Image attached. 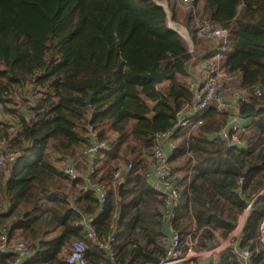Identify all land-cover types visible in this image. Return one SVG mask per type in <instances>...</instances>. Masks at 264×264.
<instances>
[{"label": "trees", "instance_id": "1", "mask_svg": "<svg viewBox=\"0 0 264 264\" xmlns=\"http://www.w3.org/2000/svg\"><path fill=\"white\" fill-rule=\"evenodd\" d=\"M161 1L179 22L176 1ZM193 4L200 18L230 33L222 64L239 76L233 88L264 84V0ZM168 18L155 0H0L1 113L19 123V133L10 139V127L0 122V139L10 141L8 151L16 156L0 168V236L4 228L11 238L29 244L32 256L22 264H67L68 246L86 237L74 225L80 219L75 208L96 216L99 236L115 234L117 264H148L162 256L164 199L149 185L151 149L156 135L173 130L193 107L188 68L206 50L199 47L203 41L196 36L192 13L181 26L188 29L196 54L169 28ZM151 69L166 70L165 84L141 77ZM240 114L254 119L240 135L247 148H230L215 137L227 116L213 108L190 139L179 133L171 156L181 196L176 228L183 239L193 228L201 231L202 248L214 244V233L228 237L264 189V96H252ZM92 133L107 147L92 177L94 184L109 188L101 216L95 193L82 190L92 164L83 151L92 145ZM56 161L73 166L78 178L70 180ZM230 162L244 174L242 186ZM119 168L123 179L128 176L121 196L119 185L114 187ZM67 182L76 192L74 204ZM263 220L264 194L250 208L241 249H255ZM87 244L90 264L111 263L93 241ZM15 261L0 253V264ZM219 264L237 262L225 253ZM255 264H264V250Z\"/></svg>", "mask_w": 264, "mask_h": 264}, {"label": "built area", "instance_id": "2", "mask_svg": "<svg viewBox=\"0 0 264 264\" xmlns=\"http://www.w3.org/2000/svg\"><path fill=\"white\" fill-rule=\"evenodd\" d=\"M175 1L182 11L192 13L197 38L213 44V47L200 57H194L189 65L188 87L194 96L193 107L179 118L173 130L157 134L151 149L152 166L149 174L155 175L156 184L153 189L160 193L164 199L166 232L162 242V256L158 258V262L154 261L148 264H201L203 259L210 258L215 259L214 262L219 264L220 256L225 253L231 254L237 264H255L258 255L264 250V220L259 227L254 250L241 249L239 244L250 208L264 194V189L249 203L248 208L240 215L234 230L228 237L223 238L219 234L214 233L216 240L210 247L202 248L199 246L201 231L193 228L183 239L176 228V212L180 206L181 196L177 190V178L170 162L171 156L178 146L172 143L173 137L183 132L187 136L186 138L190 139L192 134L204 124L208 112L214 108L219 114L227 116L226 126L215 137H219L230 148H247L248 142L243 140L240 135L250 130L254 125V119L243 118L240 114V109L243 104L249 102L252 96L258 98L264 96V84L255 85L247 90L234 89L232 85L238 81L239 76L235 73H229L222 64V60L228 50L229 31L200 18L197 15L193 0ZM169 28L184 38L189 47V52L194 54V46L189 31L181 26L175 27L171 19L169 20ZM17 91L21 94V88ZM28 97L31 101H36L31 92H29ZM2 110L3 108L0 106V113ZM29 115L34 117L32 111L29 112ZM2 121L10 127V139H13L19 133L18 121L12 122L8 118L0 120V122ZM96 138L97 134L92 133L93 143L88 149L83 151V155L92 158V164L89 167L86 184L82 190L85 193L89 191L95 193L100 206L97 216H101L104 213V204L108 198L109 188L105 185L94 184L92 177L96 171L95 164L99 159V154L107 147L105 144L97 143ZM165 142L170 143L171 155L164 149ZM9 143L10 141L8 140L0 139V168H4L16 159V156L8 151ZM194 165L195 161L193 160L189 171L188 183H190L192 178ZM129 168H132V165ZM60 169L70 180L78 178V173L73 166L63 165ZM115 178L114 186L124 183L125 180L122 178L121 168L116 171ZM238 185H243V178L240 177ZM75 210L80 215V219L74 225L82 229L86 237L85 239L74 240L70 244L66 257L67 264H89L86 258L88 240L93 241L97 249L107 255L111 262L110 264H117L115 234L113 233L107 238L99 236L94 228L96 216H88L80 213L76 208ZM0 253L13 255L16 257L14 264H22L25 259L32 256L33 251L27 242L15 237L11 238L7 229L3 228L0 236Z\"/></svg>", "mask_w": 264, "mask_h": 264}, {"label": "crops", "instance_id": "3", "mask_svg": "<svg viewBox=\"0 0 264 264\" xmlns=\"http://www.w3.org/2000/svg\"><path fill=\"white\" fill-rule=\"evenodd\" d=\"M213 47V44H210V48L208 49V50H206V51H204L203 53H202V55L203 54H205L206 52H208L211 48ZM165 84V83H164ZM4 118H6V117H4V115L2 114V113H0V120H2V119H4ZM183 133V132H182ZM180 138H181V134H176L174 137H173V139H172V143H174V144H179V142H180ZM164 149H165V151L169 154V155H171V153H172V149H171V146H170V143L169 142H165L164 143ZM56 164H57V166H59V167H62L63 166V163H61V162H59V161H56L55 162ZM126 169V171H127V168H125ZM149 175V177H148V180H149V185H150V187H152V188H154V186H155V184H156V177H155V175H151V174H148ZM127 178H128V176H126L125 178H124V180H127ZM115 186H117V185H115ZM114 186V187H115ZM119 188H120V185H119V187L117 188V190H118V194H119V196H121L122 195V192L124 191V189H125V185H124V189H123V191H121L120 192V190H119ZM116 190V191H117ZM154 190V189H153ZM65 191H66V193L68 194V198H69V200H71V202L74 204V197H76V192L73 190V188H72V186H71V184L69 183V182H67V184H66V188H65ZM155 191V190H154ZM155 192H157V191H155ZM158 193V192H157ZM74 198V199H73ZM7 212V211H6ZM69 249H70V245L68 246V252H69ZM88 249H89V245H88ZM155 258H159V256H156V257H154V259ZM214 260L215 259H203L202 261H201V264H216V262H214ZM219 262H220V258H219ZM88 263H89V261H88ZM90 264V263H89Z\"/></svg>", "mask_w": 264, "mask_h": 264}, {"label": "water", "instance_id": "4", "mask_svg": "<svg viewBox=\"0 0 264 264\" xmlns=\"http://www.w3.org/2000/svg\"><path fill=\"white\" fill-rule=\"evenodd\" d=\"M158 5L165 9V5L163 3H159ZM141 77L143 79L153 80L156 82V84L161 85V84H164L166 82V80H168L169 76H168L166 70L159 72L156 69H151L148 74L143 75ZM89 103H90V101H89ZM230 164L233 167L234 171L237 173V175H239V177L243 178L244 174L239 170V168L233 162H230ZM123 189H124V183L120 185V188H119L120 192L123 191ZM158 260L159 259H157V258L154 259L155 262H158Z\"/></svg>", "mask_w": 264, "mask_h": 264}, {"label": "rangeland", "instance_id": "5", "mask_svg": "<svg viewBox=\"0 0 264 264\" xmlns=\"http://www.w3.org/2000/svg\"><path fill=\"white\" fill-rule=\"evenodd\" d=\"M155 2L156 3H163L164 5H165V9H166V11H167V13H168V15H169V18H168V20H170L171 19V22L175 25V27H180L181 26V24H183V18H184V16L185 15H187V13H189V11H182L179 7V13H178V19H179V22H175V21H173L172 19H173V14H172V11H171V8H170V6L168 5V3L166 2V1H161V0H155ZM178 6V5H177ZM181 27H183V26H181ZM183 28H185V27H183ZM185 29H187V28H185ZM188 30V29H187ZM181 32H183L182 30H180ZM191 40H192V38H191ZM192 43H193V46H194V54H196V52H197V47H195V43L193 42V40H192ZM199 47H204L206 50L208 49V48H210V44L209 43H207L206 41H203V42H201L200 43V45H199ZM189 48V47H188ZM189 50V49H188ZM206 50H203V52L204 51H206ZM202 52V53H203Z\"/></svg>", "mask_w": 264, "mask_h": 264}]
</instances>
